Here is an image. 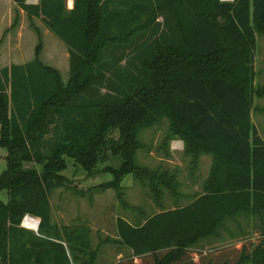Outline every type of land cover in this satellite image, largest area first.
I'll use <instances>...</instances> for the list:
<instances>
[{
  "label": "trees",
  "instance_id": "1",
  "mask_svg": "<svg viewBox=\"0 0 264 264\" xmlns=\"http://www.w3.org/2000/svg\"><path fill=\"white\" fill-rule=\"evenodd\" d=\"M67 1L13 0L40 37L36 19L67 46L70 78L44 65L42 40L33 61L0 71V191L9 198L0 200V264H98L89 227L52 222L51 194L68 186L67 159L97 177L111 158L122 164L107 167L113 180L97 189L121 197L131 175L161 208L143 222L117 218L131 256L116 264H264V224L246 239L243 223L264 219V139L252 118L264 98L255 69L264 0ZM164 120L167 143L182 141L192 168L213 160L201 193L174 209L163 200L183 198L176 175L136 163L140 133ZM26 216L40 220L37 234L22 227ZM227 238L245 239L197 249Z\"/></svg>",
  "mask_w": 264,
  "mask_h": 264
},
{
  "label": "rangeland",
  "instance_id": "2",
  "mask_svg": "<svg viewBox=\"0 0 264 264\" xmlns=\"http://www.w3.org/2000/svg\"><path fill=\"white\" fill-rule=\"evenodd\" d=\"M28 3L35 5L39 3V0H28ZM1 4L4 5V31L1 32L0 39L3 36L4 39H10L13 33L9 30L19 28L21 34L19 37H23L19 44L28 62L35 59L36 48L42 40V62L44 65L59 71L64 82L67 83L70 78V60L67 46L50 32L41 20L36 19L34 22L41 31L40 37L31 27L28 16L15 9L16 4L13 0H1ZM67 6L68 9H72L74 1L68 0ZM16 19L19 22L14 27ZM10 25L11 28L6 32V27H10ZM257 43L256 84L264 85V37L257 36ZM5 48L8 50L7 47ZM252 118L264 139V98H255ZM169 132L170 123L168 120H164L153 128L143 130L139 135L143 147L137 153L136 163L142 167L168 171L170 174L176 175L182 185L180 193L183 198L179 204H176L170 194L167 193L163 200L166 209H174L188 204L197 194L201 193L203 183L209 176L213 160L211 156L204 155L201 157L199 168H192L191 159L184 153V143L180 140L167 143ZM5 152V149L0 148V175L7 168L6 157L2 155ZM121 164V158H111L107 163L99 165L100 175L90 177L83 168L76 165L74 160L67 159L68 167L63 174L69 179L68 186L56 189L51 194L52 222L59 226L89 227L91 246L93 250L99 248L98 264H116L131 256V251L117 242V218L122 217L137 223L143 222L145 218L161 211L160 206L152 198L148 184L131 175L125 178L122 183L121 197L113 189L106 191L97 189L99 185L113 180V175L104 172V170L107 167L119 168ZM26 167L42 169V166L37 164H26ZM0 200L8 202L9 198L6 191H0ZM243 223L248 232L246 239H256L262 233L261 226L264 224V219H252L250 222ZM25 229L38 233L28 227ZM109 239L113 242H107ZM243 239L232 240L227 238L224 243L217 242L215 239L205 240L198 245L197 249L209 252L214 247L234 245Z\"/></svg>",
  "mask_w": 264,
  "mask_h": 264
},
{
  "label": "crops",
  "instance_id": "3",
  "mask_svg": "<svg viewBox=\"0 0 264 264\" xmlns=\"http://www.w3.org/2000/svg\"><path fill=\"white\" fill-rule=\"evenodd\" d=\"M17 10H19L21 12V14H25L23 11H21L20 9H18V7L16 6ZM0 34L2 31H4V5L1 4V0H0ZM11 28L10 27H6V32ZM9 31H12V36L10 39L5 38L4 36L2 39H0V71H3L4 68H10L13 65H25L31 61L28 62V60L25 59V55H23L22 53V49H21V45L19 44V41L21 39H23V37H19L20 31L19 28H17L16 30L14 29H10ZM21 36V34H20ZM23 36V35H22ZM8 48V50H6V48ZM2 149H4L3 147H0ZM6 150V149H5ZM7 150L5 153H3L2 155H5V157L7 156Z\"/></svg>",
  "mask_w": 264,
  "mask_h": 264
},
{
  "label": "built area",
  "instance_id": "4",
  "mask_svg": "<svg viewBox=\"0 0 264 264\" xmlns=\"http://www.w3.org/2000/svg\"><path fill=\"white\" fill-rule=\"evenodd\" d=\"M222 1H224V2H231V1H233V0H222ZM30 220H33V219H31V218H29L28 216H26L25 218H24V220H23V227H25V228H31V229H34L36 232H38L37 231V228H38V222L37 221H35L36 222V226L35 227H33V226H29V225H26V222H28V221H30Z\"/></svg>",
  "mask_w": 264,
  "mask_h": 264
},
{
  "label": "bare ground",
  "instance_id": "5",
  "mask_svg": "<svg viewBox=\"0 0 264 264\" xmlns=\"http://www.w3.org/2000/svg\"><path fill=\"white\" fill-rule=\"evenodd\" d=\"M26 225H29V226H33V227H35V226H36V222H35V220L33 219V220H30V221L26 222Z\"/></svg>",
  "mask_w": 264,
  "mask_h": 264
},
{
  "label": "water",
  "instance_id": "6",
  "mask_svg": "<svg viewBox=\"0 0 264 264\" xmlns=\"http://www.w3.org/2000/svg\"><path fill=\"white\" fill-rule=\"evenodd\" d=\"M28 217L31 218V219H34L35 221L38 222V228H37V231H38L39 230V226H40V220L38 218H36V217H32V216H28Z\"/></svg>",
  "mask_w": 264,
  "mask_h": 264
}]
</instances>
